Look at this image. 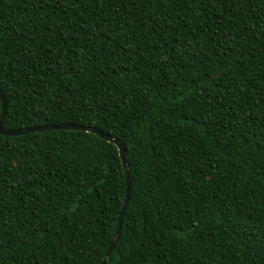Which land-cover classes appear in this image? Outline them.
<instances>
[{"label":"trees","instance_id":"1","mask_svg":"<svg viewBox=\"0 0 264 264\" xmlns=\"http://www.w3.org/2000/svg\"><path fill=\"white\" fill-rule=\"evenodd\" d=\"M0 93L123 144L106 264H264V0H0ZM125 186L93 132L0 133V264H100Z\"/></svg>","mask_w":264,"mask_h":264},{"label":"water","instance_id":"2","mask_svg":"<svg viewBox=\"0 0 264 264\" xmlns=\"http://www.w3.org/2000/svg\"><path fill=\"white\" fill-rule=\"evenodd\" d=\"M0 103H1V114H0V133L5 134V135H20L24 133H29V132H38V131H44V130H50V129H77V130H84L88 132H93L96 134L98 137L103 138L107 141H110L114 143L117 147L118 154L121 160L122 168H123V173L125 177V194H124V199L122 203L121 210L118 215L117 219V224L112 236V239L108 245L107 250L105 251L102 260L100 261V264H106L109 255L113 248L115 247V244L120 236L121 232V226H122V220L124 213L126 211V208L128 207L129 204V196H130V185H131V175H130V170L128 168V165L126 163V158H125V149L123 144L120 142V140L115 139L108 134L103 133L101 130H98L95 127L92 126H85V125H78V124H61V125H40V126H35V127H29V128H19V129H14V130H7L2 128V122L5 117V112H6V102L3 97V95L0 93Z\"/></svg>","mask_w":264,"mask_h":264}]
</instances>
